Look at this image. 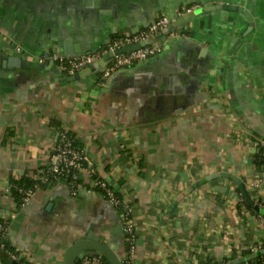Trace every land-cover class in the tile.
Returning <instances> with one entry per match:
<instances>
[{"label": "crops", "instance_id": "obj_1", "mask_svg": "<svg viewBox=\"0 0 264 264\" xmlns=\"http://www.w3.org/2000/svg\"><path fill=\"white\" fill-rule=\"evenodd\" d=\"M190 6L193 15H178ZM161 16L170 28L149 43L160 50L107 77L99 66L72 78L81 69L64 72L54 59L95 53ZM11 57L44 67H14ZM52 121L94 173L79 171L75 195L58 181L17 205L10 180L44 168ZM262 141L264 0H0V222L17 255L9 264H63L65 248L88 234L127 264H246L244 252L264 253V216L219 173L239 177L264 208V169L254 163ZM96 178L130 207V254L122 212Z\"/></svg>", "mask_w": 264, "mask_h": 264}, {"label": "built area", "instance_id": "obj_2", "mask_svg": "<svg viewBox=\"0 0 264 264\" xmlns=\"http://www.w3.org/2000/svg\"><path fill=\"white\" fill-rule=\"evenodd\" d=\"M195 6L186 7L185 10L182 12L179 11L178 15L182 14L183 12H189L191 11ZM169 23V19L166 16H161L157 18L153 23L149 24L147 29H143L138 31L137 33L130 34V35H123V36H117L111 38L109 43L107 44V48L99 50L95 53H88V54H82L79 56H73L68 58H62V57H55L54 59L62 62H66L67 71L69 73H74L75 71H78L82 69L83 67L87 66L88 64H91L93 61L97 60L101 57L103 53L112 52L117 48H121L122 46L140 41L142 39L147 38L151 34L157 32L158 30L164 28ZM160 50L159 45H150L147 44L145 46L139 47L133 51L124 52L121 54H114L111 58L108 59L107 63L102 68V76L107 77L109 76L113 71L130 65L133 62H137L140 60H143L155 53H157ZM112 60V61H111ZM109 61H111L109 63ZM109 63V64H108ZM263 146V154H264V141L260 142ZM48 170L49 173L55 174L58 178H63L70 176L71 181L76 180L79 178V171L82 169L87 168L90 174H93V168L91 167V164L87 162L84 158L83 151L74 149L71 146V143L69 139L67 138L66 131L62 132L61 139L58 144L52 145L49 156H48ZM43 171V173H42ZM34 178H38L39 183H45L47 182L48 176L44 174V170L42 169L40 172L38 171L36 174L33 175ZM39 183L35 184V188L39 187ZM97 187H100L103 189V193L107 201L115 208H117L119 205L122 207V217L124 220V232H127L131 234L133 238V227L129 223V212L130 207L123 202L121 198H119L116 194V191L103 179L96 178L95 183ZM68 185V184H67ZM71 193L73 195L76 194V187H73L72 185H68ZM34 189L28 188L24 189L23 193V200L22 204H25L29 201V198L31 197ZM6 225L2 222H0V231L5 232ZM134 239V238H133ZM133 239L130 243L129 247V253H131L132 245H133ZM3 247V244L0 246ZM12 258H16V254H11ZM103 263V262H102ZM104 264V263H103Z\"/></svg>", "mask_w": 264, "mask_h": 264}, {"label": "water", "instance_id": "obj_3", "mask_svg": "<svg viewBox=\"0 0 264 264\" xmlns=\"http://www.w3.org/2000/svg\"><path fill=\"white\" fill-rule=\"evenodd\" d=\"M194 13L195 12L193 10L187 12V14H185V18L193 15ZM169 28L170 27H164L160 32L156 34L159 35L160 33L167 31ZM155 37L156 35L152 34L150 37H147L137 42L126 44L122 46L121 48L115 49L112 52L103 53L100 58L93 61L91 64H88L87 66L83 67V69H81L79 72L73 74L72 78H77L78 76H83L90 72H93L97 67L104 66L107 63L108 59L111 58L114 54H121L124 52L133 51L139 47L149 44ZM8 62H9V65H13L14 67H21V68H32V69L42 70L44 67L43 64L24 60L18 57L9 58ZM51 62L53 61L51 60ZM219 175L225 176L227 178H231L239 187L244 200L252 208H254L256 212L264 216V208H262L259 204H257L253 200V198L250 196L246 188L245 183L241 181L239 177L233 174L226 173V172H220ZM81 254H84V255L99 254L103 256L108 261L109 264H122L117 253L106 243L98 240L97 236L94 234H88L84 238L77 239L72 244L68 245L65 248L64 253H63V264H76L79 261V258H80L79 256ZM239 261H240L239 259H235L225 264H238ZM11 264H19V263L14 260L11 262Z\"/></svg>", "mask_w": 264, "mask_h": 264}, {"label": "trees", "instance_id": "obj_4", "mask_svg": "<svg viewBox=\"0 0 264 264\" xmlns=\"http://www.w3.org/2000/svg\"><path fill=\"white\" fill-rule=\"evenodd\" d=\"M144 29H147V27ZM160 31H161V29L158 30L157 32H160ZM165 34H168V32H166ZM117 36L118 35H114V37H117ZM119 36H123V35H119ZM105 48H107V45L102 47L100 50L105 49ZM111 61H109V63ZM56 63H58L59 66H61L63 68L64 72L68 73V71L66 69L67 64L65 61H62V62L56 61ZM51 125H52V128L55 129V133L57 135V139L54 142V144H58L60 139H61V134H62V132H64V129L62 126H60V124L57 123V121H52ZM66 135H67V138L69 139V141L71 143V146L74 149L80 150V145H78V141L74 138V136L70 133H67V132H66ZM254 163H255L256 168L258 170L264 169L263 146L261 145L260 142H256V152L254 153ZM47 167H48V162L46 163V165L43 168L44 174H46L48 176L47 182H45V183H39L38 178H34L33 175L36 174L37 171H32V172H29L27 174H23V175H20L18 177L11 178L9 191H10V194L13 196L14 200L16 201L17 205L22 204V200H23V196H24L23 190L28 189V188L35 189L36 183H39V185H40L39 187H46V186L51 185V184L58 182V181H65L66 184L69 185V183H70V185H72L73 187H76L79 184V178H77L76 180H73V181H71L70 176L58 178L55 174L49 173V170ZM42 173H43V171H42ZM98 189L103 192L102 188L98 187ZM116 194H117V192H116ZM117 196L120 198V196L118 194H117ZM117 209L122 210L121 205H119L117 207ZM250 209H252V208H250ZM124 238H125L124 239L125 251L128 253L130 243H131L133 238H132L131 234H129L127 232H124ZM1 244H3V247L2 248L0 247V256L4 257L3 259L6 261V263L9 264V261H10L9 257L11 258V254H16V253H15L14 249L9 245L7 239L5 238V232L0 231V246H1ZM261 246H262L261 248H264V241H263V244ZM244 254L247 256V259H246L247 263L246 264H261L263 259H264V253L262 251L260 253H257L256 255H251L250 252H247V251L244 252ZM97 255L100 257L101 261L104 264H109L108 261L103 256H101L99 254H97ZM233 258H234V256H231L230 258H225L224 260H222L223 262L218 261V262H214L212 264L224 263L227 260H230ZM18 261L21 264H27L26 262H24L22 260H18ZM122 263L127 264V262L124 258L122 259Z\"/></svg>", "mask_w": 264, "mask_h": 264}]
</instances>
